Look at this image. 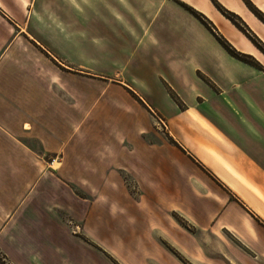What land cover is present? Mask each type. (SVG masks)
Listing matches in <instances>:
<instances>
[{"label":"crops","instance_id":"0c3cea01","mask_svg":"<svg viewBox=\"0 0 264 264\" xmlns=\"http://www.w3.org/2000/svg\"><path fill=\"white\" fill-rule=\"evenodd\" d=\"M218 6L264 45V0H0L5 264H264V54Z\"/></svg>","mask_w":264,"mask_h":264},{"label":"trees","instance_id":"16d2710c","mask_svg":"<svg viewBox=\"0 0 264 264\" xmlns=\"http://www.w3.org/2000/svg\"><path fill=\"white\" fill-rule=\"evenodd\" d=\"M250 5V4H249ZM219 9L234 23L238 26V28L252 41V43L264 54V45H262L260 43V41L254 37V36H251L244 28L240 27L236 20H235V17L227 12H225L224 10H222V8L220 6H218ZM198 20H200L213 34L214 36L216 37V39L218 40V42L225 48V50L231 55L233 56L234 58L246 63V64H249L257 69H262V67L258 64V62L253 59L252 57L250 56H247V55H244V54H241L239 52H237L224 38L222 37H219L218 35H216L214 33V31L211 29V26L206 22L205 18L198 14L197 12H194L190 9H188ZM256 15L262 19L264 21V18L256 12ZM171 94V93H170ZM173 98H175V96L173 94H171Z\"/></svg>","mask_w":264,"mask_h":264},{"label":"rangeland","instance_id":"374dc122","mask_svg":"<svg viewBox=\"0 0 264 264\" xmlns=\"http://www.w3.org/2000/svg\"><path fill=\"white\" fill-rule=\"evenodd\" d=\"M187 9H189V8H187ZM0 263L1 264H5L4 257H2V254H0Z\"/></svg>","mask_w":264,"mask_h":264},{"label":"built area","instance_id":"2783aa9c","mask_svg":"<svg viewBox=\"0 0 264 264\" xmlns=\"http://www.w3.org/2000/svg\"><path fill=\"white\" fill-rule=\"evenodd\" d=\"M159 122H160L161 125H164L162 121L159 120Z\"/></svg>","mask_w":264,"mask_h":264}]
</instances>
